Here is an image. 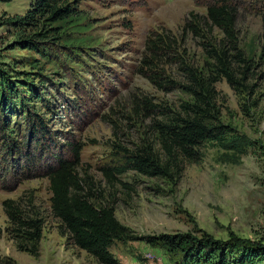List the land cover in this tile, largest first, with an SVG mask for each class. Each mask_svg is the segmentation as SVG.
<instances>
[{
	"label": "rangeland",
	"instance_id": "374dc122",
	"mask_svg": "<svg viewBox=\"0 0 264 264\" xmlns=\"http://www.w3.org/2000/svg\"><path fill=\"white\" fill-rule=\"evenodd\" d=\"M215 1L70 0L77 10L73 17L20 27L9 21L25 16L35 0H0V70L17 90L0 100L1 260L98 264L73 244L51 210L48 170L60 161H75L76 147L77 172L91 202L113 208L129 230L128 240L111 247L123 264H180L182 254L167 244L170 238L179 242L183 237L192 245L220 243L232 247L236 258L250 248H264V0H229L236 10L235 40L242 57L241 62L229 53L242 84L235 89L219 77L210 56L211 49L228 45L225 35L204 21L201 35L184 32L190 13L206 17ZM166 31L179 40L174 55L181 63L198 76L220 79L215 85L220 124L241 143L204 144L203 159L186 162L178 181L132 170L107 177L104 169L124 166L128 153L148 146L161 153L156 124L194 103L178 86L188 85L183 64L159 67L163 77L174 81L168 89L141 71L150 56L149 34ZM37 34L45 38L33 37ZM31 39L34 43L27 45ZM30 84L38 97H31ZM135 98H147L158 108L136 118ZM40 121L47 131L35 137L33 126ZM10 141L15 146L8 152ZM8 200L19 204L26 218L44 222L38 257L18 251L17 242L26 243L13 239L16 231L4 210ZM146 238L158 241L151 244Z\"/></svg>",
	"mask_w": 264,
	"mask_h": 264
},
{
	"label": "trees",
	"instance_id": "16d2710c",
	"mask_svg": "<svg viewBox=\"0 0 264 264\" xmlns=\"http://www.w3.org/2000/svg\"><path fill=\"white\" fill-rule=\"evenodd\" d=\"M6 1V0H5ZM12 1V0H8ZM70 0H35L32 7L25 16H17L9 22L16 26L35 27L45 21H63L77 14L76 8L69 3ZM196 5L198 0H193ZM192 21L184 27V32L201 35L200 24L205 22L210 29L216 28L225 35L228 45L217 50L211 49L210 56L216 61V68L220 78H225L230 86L242 85L237 80L231 69L229 53H236V57L242 62V57L237 47L235 36L236 10L229 0H218L207 7V16L201 17L191 12ZM167 33V34H166ZM165 34L151 32L146 41L149 57L144 61V69L141 70L145 76L161 89H168L174 81L163 77L158 72L161 64H183L184 73L187 75L188 85L182 87L193 99L194 103L184 107V113L156 124V130L160 135V152L156 153L152 146H148L134 154L122 167L104 169L107 177L115 174L122 175L129 170L136 171L147 177L166 178L178 181L183 176L184 164L186 162L198 163L203 159V145L206 143H229L238 142V139H230L231 134L228 127L220 124V112L216 111L215 85L220 79L206 78L196 73L181 63L174 54L177 53L179 40L172 36L171 32ZM43 37L37 34L33 37ZM34 43L29 40L27 45ZM245 63V61H244ZM147 70V71H146ZM250 70V68H247ZM5 73L0 70V100H6L8 95H14L15 83L11 82ZM28 89L32 91L31 97L37 96L36 88L30 84ZM17 91V90H16ZM7 93V94H6ZM25 97V96H24ZM40 97V96H39ZM25 103V101H24ZM26 106L25 104H23ZM133 112L136 118L148 117L158 107L147 98H135ZM2 108V106H0ZM29 121L34 115L28 113ZM34 132L31 135H44L47 131L42 121L35 123ZM44 138V137H43ZM15 143L8 142L7 151L14 150ZM225 147V146H224ZM230 149L240 151L241 146H227ZM75 161H60L55 168H49L48 180L50 183L52 198L51 210L53 215L61 222L65 233L69 234L73 244L92 256L98 264H123L111 252V247L116 241L129 239V230L122 225L115 215V210L110 207H97L91 202L90 195L85 191L83 180L79 178L77 168L79 166L78 147L73 148ZM243 153V152H242ZM4 210L9 219V224L15 228V241L21 238L26 245L17 242L19 252L29 253L33 257L39 255V244L42 240L44 222L26 218L19 204L12 200L4 203ZM168 239L174 249L180 251V264H264V248L249 249L234 256L232 247H223L220 243L211 245H192L179 237ZM151 244H156L157 239L146 238ZM27 244H31L29 248ZM232 258V261L229 259ZM13 261L1 260L0 264H12Z\"/></svg>",
	"mask_w": 264,
	"mask_h": 264
}]
</instances>
